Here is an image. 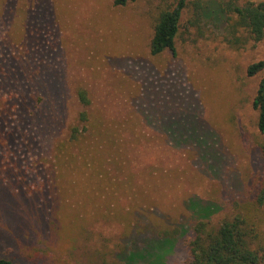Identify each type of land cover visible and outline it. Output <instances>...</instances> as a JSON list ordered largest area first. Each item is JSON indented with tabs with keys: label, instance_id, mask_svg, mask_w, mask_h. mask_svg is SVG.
I'll return each mask as SVG.
<instances>
[{
	"label": "rangeland",
	"instance_id": "1",
	"mask_svg": "<svg viewBox=\"0 0 264 264\" xmlns=\"http://www.w3.org/2000/svg\"><path fill=\"white\" fill-rule=\"evenodd\" d=\"M178 1L0 0V257L188 264L194 224L259 193L264 73L247 72L264 39L237 40L228 18L264 0H187L175 51L153 56Z\"/></svg>",
	"mask_w": 264,
	"mask_h": 264
},
{
	"label": "trees",
	"instance_id": "2",
	"mask_svg": "<svg viewBox=\"0 0 264 264\" xmlns=\"http://www.w3.org/2000/svg\"><path fill=\"white\" fill-rule=\"evenodd\" d=\"M135 1L115 0L114 3L118 7H126ZM186 3L187 0H179L175 7H168L159 13L150 44L153 56L175 51V41ZM231 13L233 15L229 16L228 25L237 40L242 38L240 32L246 33L249 39L257 42L264 39V1L248 2L242 7L233 8ZM260 73H264V60L250 65L247 75L251 78ZM78 94L84 105H90L86 90L81 89ZM253 107L259 112L257 125L264 136V77L257 89ZM80 121L87 124V112L81 113ZM86 130V126L72 127L68 143L80 142ZM258 149L264 161V140L258 143ZM233 207V214L228 215L218 225H213L207 219L194 224L192 236L186 242L189 251L188 264H264V183L253 200L235 202ZM165 234L171 233L167 231ZM174 234L179 235L180 230L175 229ZM146 254L149 258L155 257L152 249ZM135 257L145 258L144 254H135L132 259L135 260ZM0 264L16 263L0 257Z\"/></svg>",
	"mask_w": 264,
	"mask_h": 264
}]
</instances>
